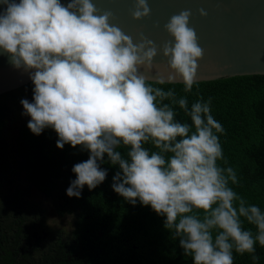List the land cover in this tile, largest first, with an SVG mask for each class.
<instances>
[{
	"label": "clouds",
	"instance_id": "clouds-1",
	"mask_svg": "<svg viewBox=\"0 0 264 264\" xmlns=\"http://www.w3.org/2000/svg\"><path fill=\"white\" fill-rule=\"evenodd\" d=\"M150 12L148 0H135L131 15L141 19ZM190 16L180 11L164 25L173 39L159 51L170 71L155 81L181 82L185 92L197 83L203 57ZM113 18L92 0H0V55L29 72L34 85L32 101H20L22 115L30 117L27 127L35 135L52 128L58 148L79 145L89 152L72 167L76 178L67 195L79 198L85 185L92 190L101 184L107 156L119 167L113 190L165 217L164 227L193 264H234V251L259 260L264 211L230 186L238 183L236 171L218 164L224 155L217 134L225 130L211 113V98L189 107L174 89L149 84L140 68L152 69L157 45L143 35L134 43ZM174 105L191 123L176 119Z\"/></svg>",
	"mask_w": 264,
	"mask_h": 264
},
{
	"label": "trees",
	"instance_id": "trees-1",
	"mask_svg": "<svg viewBox=\"0 0 264 264\" xmlns=\"http://www.w3.org/2000/svg\"><path fill=\"white\" fill-rule=\"evenodd\" d=\"M148 83L166 91L174 89L177 99L187 97L189 107L198 99L207 101L211 98V113L225 130L217 134L224 155L218 164L236 171L238 183L230 186L249 204H255L264 211V74L197 81L191 92L184 91L183 83ZM19 88L27 91L31 102L34 88L32 81L16 89ZM16 89L5 93L9 95ZM174 109L177 120L191 123L178 105H174ZM11 115L12 106L8 99H0V182L10 171L4 133ZM29 119L28 116L19 123L14 139L17 167L29 184L11 193L0 190V217L5 216L11 221L19 212H36L40 205L29 198V191L34 189L46 200L49 199L58 210L66 207L69 211L79 210L73 237L91 238L86 228L90 231L102 228L103 238H121V242L128 240L130 245L134 243L137 246L135 252L121 254V262L125 264L131 263L132 257L139 264H193L192 258L186 256L180 247L179 238H175L172 230L164 227L165 217L139 201L135 205L129 203L113 190V176L119 167L107 162V156L100 165L107 169L106 179L92 190L85 185L79 198L69 197L66 190L76 178L72 167L86 161L89 152L82 150L79 145L72 147L65 144L63 149L58 148V136L54 129L45 128L40 135H35L27 127ZM145 146L152 147L151 144ZM119 150L126 155V147ZM86 214L90 222L84 220ZM244 227L252 228L255 232V228L246 222ZM255 255L259 260L253 262L251 254L241 255L234 251L233 262L264 264V247L258 243Z\"/></svg>",
	"mask_w": 264,
	"mask_h": 264
},
{
	"label": "water",
	"instance_id": "water-1",
	"mask_svg": "<svg viewBox=\"0 0 264 264\" xmlns=\"http://www.w3.org/2000/svg\"><path fill=\"white\" fill-rule=\"evenodd\" d=\"M61 2L66 5L69 0ZM92 2L101 10H111V23L131 36L134 43L143 35L157 45L152 69L140 68L148 81H156L158 76L167 78L168 58L159 49L173 38L164 25L183 10L191 11L189 26L196 31L203 49V57L197 61V81L264 74V0H148L150 15L141 19L131 15L135 0ZM200 9L207 15H201ZM29 82V72L15 68L7 55H0V94Z\"/></svg>",
	"mask_w": 264,
	"mask_h": 264
},
{
	"label": "flooded vegetation",
	"instance_id": "flooded-vegetation-1",
	"mask_svg": "<svg viewBox=\"0 0 264 264\" xmlns=\"http://www.w3.org/2000/svg\"><path fill=\"white\" fill-rule=\"evenodd\" d=\"M35 191H29V198L40 205L36 212H19L11 221L0 217V264H125L121 254L137 250L128 240L103 238L102 228H86L91 238L73 237L79 210H58L47 199L53 207L52 212H47L40 201L33 199ZM42 198L41 195L39 199ZM84 220L91 221L87 214ZM131 260L128 264H139L133 257Z\"/></svg>",
	"mask_w": 264,
	"mask_h": 264
},
{
	"label": "rangeland",
	"instance_id": "rangeland-1",
	"mask_svg": "<svg viewBox=\"0 0 264 264\" xmlns=\"http://www.w3.org/2000/svg\"><path fill=\"white\" fill-rule=\"evenodd\" d=\"M25 98L28 99L27 91L24 88L16 89L9 95L8 93H2V95L0 94V99H8L12 106V115L4 133V138L7 142V155L9 158L10 170L6 177L0 182V190L4 192H10L12 190L27 186V182L24 180L22 173H20V170L17 167V157L14 150V139L17 135V126L28 117L26 115H22L24 110L22 104L20 103L21 99ZM32 197L34 200L40 201V203L47 208V212L53 211L50 201L46 200L45 198L40 200V195L37 193V191L34 192ZM52 225L56 226L53 222ZM62 225H65V221H63Z\"/></svg>",
	"mask_w": 264,
	"mask_h": 264
}]
</instances>
